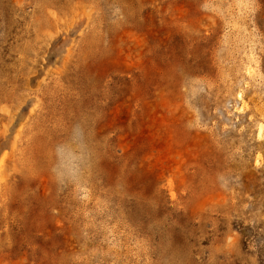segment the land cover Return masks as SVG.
<instances>
[{"label": "rangeland", "instance_id": "obj_1", "mask_svg": "<svg viewBox=\"0 0 264 264\" xmlns=\"http://www.w3.org/2000/svg\"><path fill=\"white\" fill-rule=\"evenodd\" d=\"M0 264H264V0H0Z\"/></svg>", "mask_w": 264, "mask_h": 264}, {"label": "clouds", "instance_id": "obj_2", "mask_svg": "<svg viewBox=\"0 0 264 264\" xmlns=\"http://www.w3.org/2000/svg\"><path fill=\"white\" fill-rule=\"evenodd\" d=\"M58 175H62L61 173H58Z\"/></svg>", "mask_w": 264, "mask_h": 264}]
</instances>
